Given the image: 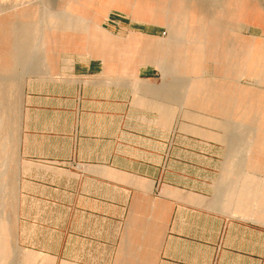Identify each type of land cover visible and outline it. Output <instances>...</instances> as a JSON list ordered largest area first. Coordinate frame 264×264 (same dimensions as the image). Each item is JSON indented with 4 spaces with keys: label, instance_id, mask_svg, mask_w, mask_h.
<instances>
[{
    "label": "crops",
    "instance_id": "obj_1",
    "mask_svg": "<svg viewBox=\"0 0 264 264\" xmlns=\"http://www.w3.org/2000/svg\"><path fill=\"white\" fill-rule=\"evenodd\" d=\"M90 1L70 5L83 13L94 7L88 5ZM212 1H124L135 18L160 22L173 37V45L168 42L160 51L151 41L146 63L166 73L168 59L182 71L195 69L200 59H213L224 76L252 75L255 65L264 67V0ZM112 2L102 0L95 6L97 15L86 20L66 17V32L52 29L49 35L45 33L56 42H69L72 31L87 32L89 44H78L77 49L85 50L90 61L53 58L37 87L31 82L24 89L27 95L17 139L22 161L18 181L22 218L30 222H25L23 229L27 224L51 229L53 235L52 241L47 240L52 247L34 249L51 252L53 264H264V218L252 217L248 207L251 188L257 185L263 189L264 181L245 177L236 191L223 195L211 178L218 167L210 166L215 165L220 141L226 138L222 128L233 124L234 117L247 123L246 117L252 114L247 90L236 88L226 105L222 93L231 90L222 84L191 80L180 96L182 88L177 83L162 87L151 76L142 78L138 72V66L144 65L140 40L152 35L140 31L130 38L137 44L132 52L141 60L131 61L133 68L118 69L128 78L123 77V86H116L118 95L111 96V86L99 75L95 62L99 57L105 69H110V47L94 43L105 33L109 36L101 20ZM51 21L55 25L56 20ZM59 22L54 28L61 26ZM0 41V48L13 43L12 39ZM20 56L27 57L0 54V60ZM8 65L0 63L5 70ZM76 86L73 98L66 94ZM87 86L97 93L106 87L107 96L82 100ZM177 99L184 103L181 108L188 110L182 111L174 133L172 104ZM240 106L248 110L235 111ZM82 114L87 126L84 135L79 131ZM62 119L65 123L71 119L70 131L59 130ZM35 120L45 126L31 127ZM158 124L165 126L161 151ZM233 132L232 126L227 128L231 139ZM261 139L264 146V136ZM178 141L181 148L175 147ZM198 162L207 167H198ZM77 165L92 167L83 171L76 169ZM234 165L239 168L237 162ZM121 167H149L151 174ZM62 176L67 178L63 184ZM95 181L103 191L94 192ZM234 181L227 178L221 186L232 187ZM262 196L263 190L257 194ZM217 205L231 207L233 212Z\"/></svg>",
    "mask_w": 264,
    "mask_h": 264
},
{
    "label": "rangeland",
    "instance_id": "obj_2",
    "mask_svg": "<svg viewBox=\"0 0 264 264\" xmlns=\"http://www.w3.org/2000/svg\"><path fill=\"white\" fill-rule=\"evenodd\" d=\"M76 1L79 2L80 0H0V18L4 20V22L0 21V39L13 40V43L10 42L8 48H0V54L3 56L12 54L13 57L15 55L27 56L26 59L24 57L22 59V56H20L19 58L8 60L9 67H7V70L0 67V264H53L52 257L49 256V254H52L51 252L34 249L35 247H52V242L47 241L49 239L52 241L53 239V235L50 234L51 229L47 231L40 228H30L27 224L26 228L23 229V224L30 221L23 219L21 213L22 194L18 178L21 173L22 161L17 150V139L21 131L22 116L24 115L27 95V92L24 90L26 89L25 87H29L31 82L33 83L32 87H37V80L44 78L43 72L48 71V63H52L53 58H60L64 62H71V58L77 57L76 59H80L83 63L92 59L85 50L80 51L77 49L78 44L84 46L89 44V34L87 32L74 33L72 31L73 37H71L69 42L62 40L56 42L45 37V33L49 35L48 32L52 29L66 32L68 30L66 17L70 16L73 18L77 16L86 20L94 15L96 16L97 9L95 6L102 3V0H91L88 2V5H94V7L91 6V10L81 13V10L75 11L72 9L73 5H70L71 2ZM113 1L109 3L107 15L101 20V26L109 36H106L105 33L103 37L98 38L97 44L94 43L97 46L110 47V55L108 56L111 61L110 69H105L101 58H95L98 70L100 71L99 75L105 76L106 79L104 80L111 86L110 95L114 97V94H116L117 96L118 88L116 86H123L124 84L123 77L125 76L120 75L121 70L118 69L121 66L133 68V62L131 61H135V58L136 60L139 59L133 53V48L137 47V44H134L130 37L140 31L151 34L152 37H142L140 40L143 53L141 58H143L142 63L144 65L138 66V72L141 73L142 78L147 75L151 76L154 79V83L162 87L177 83L182 88L181 90L179 89L180 96L184 92V85L191 80L200 79L208 83L222 84L223 86L221 87L232 92L223 91L222 93L226 96V102L222 101L226 105L230 104L231 95H235L236 88L237 90L246 89L247 94H249L247 106H249V112L252 114L246 117L248 118V122H241L244 119L240 120L234 117L232 118L234 120L233 124L222 128L225 131L226 136L224 135V137L226 138L220 141L215 165L210 166L218 167L211 177L213 185L217 186L218 191H223L221 193L224 195L225 192L230 190L232 192L236 191L239 180L245 177L264 181V167H262L264 166V146L261 139L264 136V67L260 64L258 66L255 65L254 70L251 69V72H254L252 75L238 73L233 76H224L216 69L215 64L217 61L213 59H200L198 67H195L193 70L187 69L184 71L177 70L170 59H168L166 63L169 69L166 73H162L156 65L148 61L147 64L144 57L148 54L146 51L149 49L151 41L158 44V50L160 51L161 46L173 40L168 29L160 22L154 23L146 18H135L131 11L126 9L125 5H130L125 4L126 0H124L125 3L122 0ZM206 2L207 4H212L213 1L206 0ZM53 18L57 23L60 21L61 26L58 25L57 29L54 28L57 26L56 22H54V25L53 21H51ZM153 30L157 33H150ZM45 39L47 40L46 43L44 42L46 41ZM49 41L54 42L48 43ZM172 42L170 46L173 45ZM169 53L173 55V52ZM7 62L0 60V63ZM258 62L260 63L259 59ZM78 88L79 86H76L71 91L66 92V94L72 95L71 97L73 98ZM105 88H103V91L97 93L90 86H87L86 89L81 87V90L83 89L81 99L91 100L93 96L97 95L105 97L107 96ZM115 91L116 93H114ZM34 92L36 93L37 89ZM183 104L179 99L175 100L172 104L174 124L171 130L174 133L177 132L178 120L181 117L180 115H182V111L188 110V108H181ZM237 110L239 113H242L248 109L240 106L238 109H235V111ZM81 111L84 113V107ZM225 111H228V109L226 108ZM82 115L79 122V131L84 135L87 132V126L85 114ZM226 119L229 120L230 117ZM42 126L45 125L38 123L36 120L35 124H31V127H36L37 129H41ZM231 126L232 130H234L232 133L233 139L230 138L231 134L226 133L227 128L230 129ZM71 127V119L70 123H65L64 119H62L59 130L61 132L70 131ZM158 127V149L161 151L163 147L161 143H164L161 137L165 136V126L161 125L163 127L161 128L160 124H158ZM180 145L182 146V142L178 141L175 147L181 148ZM31 162L35 163V161ZM236 162L239 167L238 169L234 165ZM197 165H199L198 167H207L202 162H198ZM90 167L92 166L77 165L75 168L85 171ZM121 168H133L142 173L151 174L149 167ZM229 171H235L236 173L234 172L233 174ZM227 178L235 180L232 187L221 186ZM66 179V176H62V184ZM73 185L75 187V184ZM253 186L251 188L253 192L248 201V207L252 210L250 211V215L252 217L259 216L264 218V196L262 198L257 197V194L262 190L264 191V188H258L256 187L257 185ZM101 191H103V188L95 181L94 192ZM217 206L219 209L232 211L231 207L223 208L220 205ZM23 231L25 232L24 236Z\"/></svg>",
    "mask_w": 264,
    "mask_h": 264
}]
</instances>
